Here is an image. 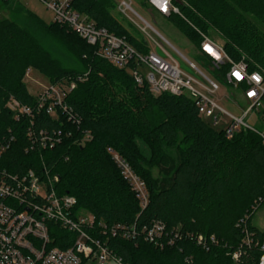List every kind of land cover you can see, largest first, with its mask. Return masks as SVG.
<instances>
[{"label": "trees", "instance_id": "trees-1", "mask_svg": "<svg viewBox=\"0 0 264 264\" xmlns=\"http://www.w3.org/2000/svg\"><path fill=\"white\" fill-rule=\"evenodd\" d=\"M172 3L180 14L164 16L197 46V30L209 34L212 29L234 61L244 59L250 70L264 68V0ZM73 8L140 52L150 51L113 16L110 0H74ZM0 12L8 13L0 15V140L9 133L16 138L0 157V169L10 175L30 170L58 175L57 192L77 199L76 213L94 216L91 234L108 237L109 248L128 264L259 263L264 230L251 222L264 205V142L259 128H244L228 138L199 116L191 97L155 95L147 85L138 86L127 70L99 57L96 48L67 25L46 22L11 0H0ZM32 68L51 83H76L66 97L72 118L60 108L56 117L46 110L33 119L14 117L6 106L10 97L23 105L38 101L25 82ZM262 100L259 113L264 117V94ZM30 129L37 139L41 130L50 135L61 131L60 141L53 148H33ZM111 151L145 181L146 207ZM259 198L263 200L256 203ZM156 220L183 236L163 248L147 242L141 231ZM118 224L135 225L136 235L114 237L109 232ZM103 226L108 236L100 231ZM54 227L51 246L70 247L76 235ZM245 228L259 245L244 244ZM199 234L215 235L218 244H196L192 238Z\"/></svg>", "mask_w": 264, "mask_h": 264}, {"label": "built area", "instance_id": "built-area-1", "mask_svg": "<svg viewBox=\"0 0 264 264\" xmlns=\"http://www.w3.org/2000/svg\"><path fill=\"white\" fill-rule=\"evenodd\" d=\"M39 1L52 13L53 22L67 25L87 43L94 46L99 57L119 69L127 70L138 86L147 85L150 92L155 95L164 92L176 96L188 95L194 100L200 117L210 118L214 124L223 123L221 129L225 131L228 138L244 128L255 127L247 119L253 111L260 112L262 109L264 68L250 70L244 59L234 61L225 52L224 46L209 34L197 30L201 37L197 46L198 52L203 63L213 71H218L223 83L241 90L247 103L241 116L234 115L219 104L216 99L221 88L219 81L208 77L194 62L183 56L148 21L134 11L131 2L122 0L118 5L119 13L141 31L148 34V30L151 29L156 32L160 40L152 39L158 51L140 52L125 38L110 33L106 28L97 27L87 15L73 8L74 0ZM148 3L162 15L180 14L172 0H148ZM138 20L143 21L145 25L141 27ZM163 42L180 55L197 76L184 71ZM223 66L228 68L222 72ZM29 73L30 69L27 75ZM75 86L74 81L64 79L51 83L36 96L38 101L35 105H23L10 97L6 106L14 113L16 119L24 116L33 119L35 114L42 110L56 117L59 108L72 118L66 97ZM60 132L50 135L41 130L37 139L33 130L30 129L27 136L33 148L38 145L42 148H53L60 141ZM259 134L264 142V129H260ZM15 139V136L9 133L0 140V157L10 149ZM111 154L121 168L123 177L136 193L140 205L143 208L146 207L149 202V192L145 181L135 174L119 154L114 151H111ZM58 181V175H48L45 171L37 174L30 170L24 174L10 175L5 169H0V264H109L111 262L128 264L109 248L108 237L102 240L91 234L94 230V216L87 211L76 213L77 199L68 194L60 195L55 185ZM262 200L259 198L256 203ZM54 226L76 235L70 247L61 249L51 246V232ZM100 231L108 236L106 226H103ZM141 232L147 242L159 248L173 245L183 236L179 229L167 230L165 224L159 220L153 221L150 226L143 227ZM109 233L114 237L120 235L130 239L136 235V227L118 224L111 228ZM244 233L245 245H259V240L250 236L247 228L244 229ZM192 239L196 244L207 248L209 245L218 244L215 235L206 237L199 234ZM261 249L263 253L258 264H264L263 243ZM238 258L239 252L234 253L233 259L236 261Z\"/></svg>", "mask_w": 264, "mask_h": 264}, {"label": "rangeland", "instance_id": "rangeland-1", "mask_svg": "<svg viewBox=\"0 0 264 264\" xmlns=\"http://www.w3.org/2000/svg\"><path fill=\"white\" fill-rule=\"evenodd\" d=\"M111 1V12L114 17H116L128 30L136 37L138 40H144L148 43L150 50L158 51V47L153 39L160 40L159 35L153 30H148L149 35L136 25H133L126 17H123L119 13L118 5L122 0H110ZM131 2V5L136 13L141 15L146 21H148L153 28L158 31L162 36H164L183 56H185L189 61L194 62L196 66L204 72L208 77L219 81L220 90L216 95V99L219 104L227 111L233 113L234 115L241 116L244 109L247 107V103L242 96L240 89L233 86L226 85L223 80L219 77L218 71H213L208 67L207 64L203 63L202 57L198 52V47L196 43L190 40L181 30L171 22V20L164 15L159 14L155 9H153L145 0H127ZM11 2L23 5L26 9L36 13L40 18L44 19L46 22H53L52 13L46 9V7L39 0H11ZM7 15V12H0V15ZM138 24L143 27L145 24L143 21L138 20ZM210 37H212L218 43L224 45V40L220 34L215 30L209 31ZM153 38V39H152ZM164 43V42H163ZM166 49L171 52L174 57L179 62L181 68L188 74L197 76L196 72L190 68L188 63L178 54H176L170 46L164 43ZM226 68V66H223ZM201 80L204 81L202 77ZM25 82L27 84L29 92L34 96L41 94L50 84V80L45 75L41 74L36 69H30V73L25 77ZM204 120L213 128L220 130L223 127V123L214 124L212 119L204 117ZM247 121L259 129H264V120L261 113L253 111L248 117ZM154 176L159 177L158 172L154 171ZM251 222L254 226L261 230H264V205L261 206L253 215ZM178 226H181L180 224ZM91 264V263H87ZM114 264V263H109Z\"/></svg>", "mask_w": 264, "mask_h": 264}]
</instances>
